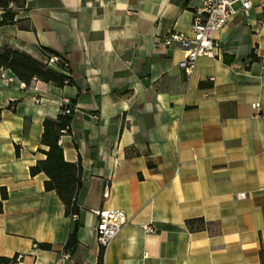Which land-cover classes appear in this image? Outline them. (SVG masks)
Returning <instances> with one entry per match:
<instances>
[{
    "label": "crops",
    "instance_id": "crops-1",
    "mask_svg": "<svg viewBox=\"0 0 264 264\" xmlns=\"http://www.w3.org/2000/svg\"><path fill=\"white\" fill-rule=\"evenodd\" d=\"M259 1L248 16L231 17L215 35L214 55L201 57L188 76L180 44L164 40L171 32L192 36L201 0H26L16 23L0 26V48L42 62L43 50H53L68 61L74 85L0 84V188L8 194L3 199L0 192V257L97 264L103 248L93 210L112 208L123 210L128 223L104 249V264H262ZM70 100L76 111L60 144L83 175L78 244L63 261L75 220L45 189L48 177L32 176L30 168L46 158L39 150H47L44 120ZM197 219L205 228L190 230L186 222ZM146 224L155 232H145Z\"/></svg>",
    "mask_w": 264,
    "mask_h": 264
},
{
    "label": "trees",
    "instance_id": "trees-1",
    "mask_svg": "<svg viewBox=\"0 0 264 264\" xmlns=\"http://www.w3.org/2000/svg\"><path fill=\"white\" fill-rule=\"evenodd\" d=\"M26 0H0V9L3 11L0 26L14 25L16 23L17 9L24 8ZM47 55L46 61L42 62L32 55L13 49L11 47L0 48V68L9 69L21 82L30 85L32 81H42L52 84L56 87L74 85L71 69L68 61L59 53L50 50H43ZM58 56L60 62L54 67L50 66L48 57ZM69 103H63L60 112L56 118H48L43 122V134L41 145L47 150L39 149L46 155L44 160L39 161L30 168V173L35 176L44 173L48 179L45 181L47 191H55L65 207V215L72 217L79 215L80 209L77 205V195L82 186L83 168L80 162L69 163L65 160L63 148L60 144L61 136L71 133V124L76 109V100H70ZM72 109L70 114L66 110ZM20 154L17 147V155ZM2 198L8 197L7 191L0 188ZM1 206V203H0ZM190 230L205 228L206 222L203 219L188 220L186 222ZM79 222L75 221L73 231L65 246V252L74 253L78 244ZM38 247L44 250H50L49 244H38ZM262 264H264V249L261 250ZM19 258L0 257V264H18ZM104 264V250L99 254L98 263Z\"/></svg>",
    "mask_w": 264,
    "mask_h": 264
},
{
    "label": "built area",
    "instance_id": "built-area-1",
    "mask_svg": "<svg viewBox=\"0 0 264 264\" xmlns=\"http://www.w3.org/2000/svg\"><path fill=\"white\" fill-rule=\"evenodd\" d=\"M239 6V8H237ZM254 6V0H201V4L196 8L192 22V36L186 37L183 34L171 32L165 38V45L170 46L173 42L180 44L184 51V59L180 66L186 75L190 76L196 69L198 60L201 57H212L218 44L215 40L217 32L222 30L231 17L237 13L248 16ZM258 7L264 17V0H260ZM50 66H55L60 62L58 56H49ZM18 78L6 68H0V84L12 85ZM35 81V80H34ZM68 104V101H65ZM13 109L14 106L11 105ZM253 108H259V104H253ZM76 111V109H74ZM72 109L66 110L70 114ZM98 119V117H95ZM110 187L106 186L104 197L109 198ZM245 194H240L238 198H244ZM97 216L96 234L99 245L106 249L121 233L128 223L127 214L120 209L103 208L93 210ZM79 215H73V220H78ZM147 233H154L152 224L143 226ZM72 254L66 252L63 261L71 258Z\"/></svg>",
    "mask_w": 264,
    "mask_h": 264
}]
</instances>
